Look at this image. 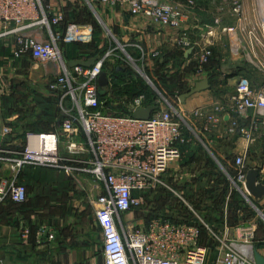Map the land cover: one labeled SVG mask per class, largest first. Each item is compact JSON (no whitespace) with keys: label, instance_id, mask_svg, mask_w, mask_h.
<instances>
[{"label":"built area","instance_id":"obj_1","mask_svg":"<svg viewBox=\"0 0 264 264\" xmlns=\"http://www.w3.org/2000/svg\"><path fill=\"white\" fill-rule=\"evenodd\" d=\"M73 1L76 0H0V39L13 40L14 56H28L44 66V75L51 78L48 85L56 96L61 116L58 128L28 131L23 138L11 127H4L0 133V166L7 165L9 169L0 178V206L8 201L26 202L28 189L20 178L27 168H49L72 177L91 178L94 180L91 193L98 190L95 219L102 234L106 264H207L208 247L200 243L201 230L196 223L164 217L149 221L127 219V214L141 203L135 194L155 189L172 163L183 155L182 120L186 112L173 104L171 97L162 94L142 71L141 76L148 79L143 91L131 97L127 92L116 94L118 76L112 67L115 60L138 68L136 59L128 53L125 58L119 56L117 47L111 46L90 67H70L61 44L87 37L75 24L63 29L66 7ZM84 1L91 7L98 3L122 9L133 18L150 19L162 30L171 32L172 45L183 54L192 50L202 68L213 56L214 41L205 33H198V26L188 23L196 0ZM234 11L240 14L242 5H236ZM258 15L256 28L264 45V11ZM258 34L248 33L249 46L243 54L256 65L259 62L255 51ZM126 46L140 49L143 62L148 56V49L133 44ZM259 63L256 67L264 72V65ZM50 65L54 66L55 73ZM202 68H197L196 74L203 75ZM104 70H107L109 85L106 94L101 96L99 76ZM125 81L124 85L134 83L129 78ZM3 83L0 75V90ZM121 99V104L113 105L114 100ZM175 100H180L179 94L175 95ZM148 107L156 108L149 119L133 116L136 110ZM209 107L193 112L209 122L206 131L219 128L227 116L231 118L227 132L240 131L252 141L259 128L257 119L264 116V83L253 88L249 80L242 79L230 102L212 106L210 113ZM235 161L238 185L235 184L243 192L248 171L246 158L239 156ZM48 231H51L50 238L55 237V231L50 228ZM24 232V236L29 235L27 228ZM256 232V228L250 226L238 233L243 251L234 246L230 237L220 238L219 263L257 264L248 248L255 241Z\"/></svg>","mask_w":264,"mask_h":264},{"label":"rangeland","instance_id":"obj_2","mask_svg":"<svg viewBox=\"0 0 264 264\" xmlns=\"http://www.w3.org/2000/svg\"><path fill=\"white\" fill-rule=\"evenodd\" d=\"M244 3L251 4L252 7L256 6L253 10L256 19L258 13L264 11V0H244ZM239 4L243 5L242 0H196L197 10L190 16L188 23L194 22L199 28L198 33H204L199 25L204 22L203 18L213 20V13L214 15L220 13L221 16L218 17L222 18L226 15L227 6L234 8ZM204 5L207 11L203 9ZM117 16L119 18L121 16L119 11L98 3H93L91 7L82 0L70 2L66 7V24L63 29L69 24H75L85 33H89L87 31L90 30V36L69 44L62 43L64 58L69 61L77 58L85 59L104 54L111 46L117 47L119 56L125 58L128 53L136 59L138 68H131L139 82L145 83L149 79L158 87H166L165 84L168 82L180 85L178 80L183 83L188 74L181 71L184 65L181 50L174 47L170 41L161 50L159 38L156 37L162 28L145 17L134 18L133 25L111 24L110 19L118 18ZM100 19L109 25L103 24ZM254 31L256 34L259 32L257 28ZM128 38L130 41L127 42ZM261 40L258 34L259 50L256 56L264 65V45ZM219 41L223 43L222 49L227 51L224 37ZM126 44L147 48L149 54L144 57V62L141 60V50ZM161 60L165 61V67L161 66ZM228 61L229 63H224L222 66L224 70H229L233 66V62ZM259 62L257 65L250 63L245 55L240 59L246 75L249 74L251 78L256 77L260 82L263 78L261 74L264 72L256 67L259 66ZM224 70L221 69L218 76H213L214 81L224 77ZM141 71L148 79L141 76ZM44 74L45 68L42 64L28 56H14L11 38L0 39V75L4 81L0 90V133L5 126H9L16 135L23 138L28 131L53 130L59 127L60 114L56 105V96L48 85L51 78ZM169 88L170 93L175 92L170 85ZM222 89L229 91L225 87ZM197 96L192 97L191 101ZM121 101L122 99L114 100L113 105L117 106ZM176 105L181 107L179 102H176ZM182 121L185 136L182 145L183 155L172 163L168 172L162 176L161 184L155 189L135 194L141 203L132 209L127 218L148 220L152 217L165 216L185 223L194 222L201 230L200 243L208 247L207 264H221L219 239L225 236L221 227L226 220L230 224L236 222L241 213L244 214V218H255L261 229L259 236L248 247L249 254L253 256L255 247L259 246L260 242H264V213L259 214L257 208L250 202L240 199L238 181L235 179L238 174V168L234 165L236 156L232 155L228 160H224L219 155L222 146L219 144H224V138L219 137L216 131H206L208 126L204 118H198L193 112H186ZM251 159H254V156ZM24 174L22 183L27 185L29 193H35L40 187L46 193L47 199L44 200L46 205L43 207H52L50 209L53 214L50 215L51 217L46 216L43 222L47 226L51 224L49 227L54 226L52 228L55 229L57 238L63 235L71 239L77 233H81L92 241L91 245L101 246L102 234L95 219V200L98 190L91 193L94 186L93 179L72 177L68 174L66 176L40 168L26 169ZM38 181L40 183H37ZM36 184L39 187H36ZM56 212L60 214H55ZM75 224L78 226L77 229ZM74 229L76 231H73ZM228 235L231 237L230 233ZM232 242L239 251H243L238 239Z\"/></svg>","mask_w":264,"mask_h":264},{"label":"crops","instance_id":"obj_3","mask_svg":"<svg viewBox=\"0 0 264 264\" xmlns=\"http://www.w3.org/2000/svg\"><path fill=\"white\" fill-rule=\"evenodd\" d=\"M242 2V12L240 14L235 13V6L234 8L227 6L225 8L226 15L223 14L224 16L222 18L218 17L221 16L220 13L217 15H214L213 13V20L203 18L204 22L199 23L206 37L211 38L215 44L213 49V57L209 64H207V66H203V68L200 67L199 60L194 57L193 52L187 55L183 54V52L181 51V59L184 61L183 69L181 71L185 74H188L186 76L187 78L185 77V80H183V83L178 80V77L177 80L179 81L180 85H176L174 84V82H168L167 84H165L166 87H158L155 83H153L154 86L162 94L171 97V101L173 104L179 102L181 104L180 108L182 111L194 112L196 109L203 106H210V113L212 106H217L218 104L224 103L226 104L231 101L232 97L236 94V86L237 83L240 82V80H249L253 88H258L261 84L264 83L263 73L261 74L263 78L259 82L256 80V77L251 78L249 74L246 75V72L242 64L240 63L242 55L246 50H248V33L250 31H254V29L257 27L256 19L253 13V10L256 6L253 5L252 7L251 4L246 5L244 3V0H242ZM196 6L194 7V14L195 10H197ZM205 6L206 5H204L203 9L207 11L208 9H205ZM109 9L116 10L121 13L120 18L119 16H117L118 18L112 17V19H110L111 24L119 23L118 26L133 25L134 18L124 12L122 9ZM199 10L202 11V9L200 8ZM100 21L103 24L109 25L108 23L103 22L102 19H100ZM217 21L219 22L217 23ZM191 25H195V23L192 22ZM225 28H233L234 30L232 32H227L224 31ZM87 32L90 33V30H88ZM209 32L210 35L208 36L207 34ZM89 33H86L88 37L90 36ZM170 35L171 32L162 29L158 33L156 39L159 38V46L162 47L161 50L163 49V46L168 44V42L170 41ZM223 37L224 42L226 41V45L228 47L227 51L226 49H222L223 43L219 41V39H222ZM128 41H130L129 38L127 39V42ZM257 50L259 49L255 46V51L257 52ZM214 57L215 61H213ZM89 59L91 58L87 57L82 60ZM228 60H231L233 62V66L229 70H224V67L222 66L224 65V63H229ZM161 63V66L163 65V67H165V61L161 60ZM197 68H202L203 75L196 74ZM221 69L224 70V77L221 78L223 79V81H220L221 79L214 81L213 76H218L219 72H221ZM169 77L171 76H168V78ZM208 77L210 78L211 82L210 90L196 93L186 98L184 102H182L181 99L179 101L175 100L176 94H179L181 97L182 94L188 93L193 88H195L197 82L202 81ZM169 85L175 92L170 93ZM223 87L229 89V91L222 89ZM146 88L150 89L152 93L156 94V92L151 87L146 86ZM195 95L198 96L193 101H191V98ZM257 120L259 122V128L257 132H255L252 141H248L240 131H237L234 134L227 132L228 127L231 125V118L227 116L225 117L224 122L219 128L212 129L211 131H216V133L219 134V137L223 136L224 138V144H219L220 146L222 145L220 147L219 155L224 160H228L232 155H235L236 158L239 156H245L248 169L254 168L258 164L262 163L263 169L260 171V176L264 180V116L259 117ZM207 126H210L209 122H207ZM252 156H254V159H251ZM235 160L234 165H236ZM8 169L9 168L7 165L0 166V178L7 174ZM40 169L50 170L46 168ZM62 174L68 176L65 173ZM24 175L25 174L23 173L20 178L21 183L24 182ZM37 183L40 182L38 181ZM36 185V187H39L38 184ZM243 192H238L240 194V199L242 198L243 201L251 203V201H249L247 198V196L249 197L248 193H246V191ZM30 194L31 193H29L28 191V198L23 204L6 202L0 206V264H106L105 255L102 249V243L101 246L91 245L92 241L87 239L85 234L77 233L74 238L71 239L66 238L67 236L63 235L58 238L56 236V238H50L51 231H48L49 228L53 231H55V229L52 228L54 226L49 227L51 224L47 226L43 222V219L46 218V216L51 217L50 215L53 214L52 209H50L52 207H43L46 205V202H44V200L47 199L46 193L43 191V188L40 187L35 193L31 194V196ZM256 205L261 210L259 214H263L264 198L260 202H256ZM55 214L60 213L56 212ZM240 215L241 216L238 218V220L233 224L228 223L227 220L225 221V223L221 227L222 231L224 230L225 232V236L230 237L228 235L230 233V239L237 240L239 232L247 229L250 226H254L258 232L256 233L257 238L261 230L259 228L258 221L255 220V218L251 217L244 218V214L240 213ZM77 227L78 226L76 225V229ZM26 228L29 230L28 236H24V231ZM76 229H74L73 231H76ZM63 234L67 235V233ZM262 243L264 242H260V245H257L255 248L256 250H259V253L261 255L264 256V245H261Z\"/></svg>","mask_w":264,"mask_h":264},{"label":"water","instance_id":"obj_4","mask_svg":"<svg viewBox=\"0 0 264 264\" xmlns=\"http://www.w3.org/2000/svg\"><path fill=\"white\" fill-rule=\"evenodd\" d=\"M192 50H189L186 54L188 55L191 53ZM98 58H91L89 60H82V59H74L69 61L70 67L75 66H86L90 67L96 63ZM50 68L53 73H55V69L53 65H50ZM109 85V78L107 76V73L103 71L99 76V93L101 96H104L107 92V87ZM211 88V82L210 78H206L202 81L197 82L195 88H193L188 93L182 94L180 99L182 102L185 101L186 98L205 91L210 90ZM155 107H148L145 109H138L134 112L133 116L136 119H149L151 117V113L155 110ZM263 169V164L260 163L254 168L248 169L246 176H245V189L246 193H248L249 197L247 196L248 200L251 201V203L254 205V207L257 208L259 212L261 210L256 205V202H260L264 198V180L260 176V171ZM246 195V194H245ZM262 214V213H261ZM255 260L257 264H264V256L259 253L258 250L255 249Z\"/></svg>","mask_w":264,"mask_h":264},{"label":"trees","instance_id":"obj_5","mask_svg":"<svg viewBox=\"0 0 264 264\" xmlns=\"http://www.w3.org/2000/svg\"><path fill=\"white\" fill-rule=\"evenodd\" d=\"M101 55H103V54H101ZM101 55L91 56L89 58H98ZM120 66H123V68H120ZM112 67H114V72L118 76V78L116 79L117 80V84H118V86H117L118 89H117V93L116 94L122 95V94H124V92H127L129 94V97H131L133 94H136V93H139V92L143 91L144 83L143 82H139V80H137L135 78V75L133 74V71H132L133 69L131 68V66H127L125 63H123V61L117 59V60H115V62H114ZM119 68H120V70H119ZM104 71L107 73V70H104ZM128 78L134 80L133 81L134 83L129 84V85H124L123 84L124 81L126 79H128ZM56 105H57V102H56ZM57 108H58V106H57ZM58 110H59V108H58ZM59 114H60V111H59ZM60 118H61V116H60ZM46 122H48V119L46 120ZM42 131H49V130H42ZM36 132H41V131L37 130ZM18 136H20V135H18ZM46 169H49V168H46ZM50 170H53V169H50ZM158 217L169 218V217H165V216H157V217H152L150 219L158 218ZM150 219H148V221ZM173 219H176V218H173ZM176 220H178V219H176ZM178 221H180V220H178ZM261 245H264V243H262Z\"/></svg>","mask_w":264,"mask_h":264}]
</instances>
